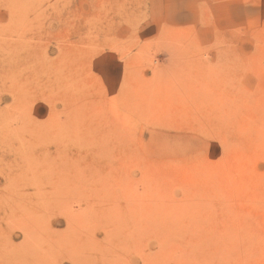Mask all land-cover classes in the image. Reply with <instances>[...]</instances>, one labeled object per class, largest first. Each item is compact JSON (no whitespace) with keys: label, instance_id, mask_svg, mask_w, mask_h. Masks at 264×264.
I'll use <instances>...</instances> for the list:
<instances>
[{"label":"rangeland","instance_id":"1","mask_svg":"<svg viewBox=\"0 0 264 264\" xmlns=\"http://www.w3.org/2000/svg\"><path fill=\"white\" fill-rule=\"evenodd\" d=\"M0 264H264V0H0Z\"/></svg>","mask_w":264,"mask_h":264},{"label":"bare ground","instance_id":"2","mask_svg":"<svg viewBox=\"0 0 264 264\" xmlns=\"http://www.w3.org/2000/svg\"><path fill=\"white\" fill-rule=\"evenodd\" d=\"M162 225V224H161ZM161 225L158 224V227H160ZM159 231V230H158Z\"/></svg>","mask_w":264,"mask_h":264}]
</instances>
